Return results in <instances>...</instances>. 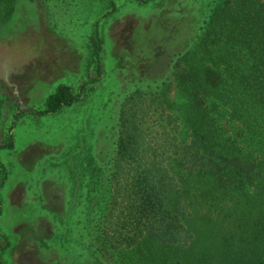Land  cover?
I'll use <instances>...</instances> for the list:
<instances>
[{
    "label": "rangeland",
    "instance_id": "rangeland-1",
    "mask_svg": "<svg viewBox=\"0 0 264 264\" xmlns=\"http://www.w3.org/2000/svg\"><path fill=\"white\" fill-rule=\"evenodd\" d=\"M115 1L113 9L106 0H18L0 23V140H7L16 109L44 108L60 83L82 93L55 114L22 117L15 147L0 151L8 169L0 188V244L3 235L10 241L5 264H100L92 245L93 194L102 186L90 179L89 158L108 169L119 104L138 86L167 83V112L184 125L188 105L173 80V59L193 48L219 7L239 0ZM246 1L243 11L252 0ZM225 17L217 13L216 26L231 21ZM4 177L0 168V183ZM255 193L249 186L240 206L258 215L264 192ZM240 219L218 222L219 233L208 232L205 244L258 251ZM257 241L263 251L264 236Z\"/></svg>",
    "mask_w": 264,
    "mask_h": 264
},
{
    "label": "trees",
    "instance_id": "trees-1",
    "mask_svg": "<svg viewBox=\"0 0 264 264\" xmlns=\"http://www.w3.org/2000/svg\"><path fill=\"white\" fill-rule=\"evenodd\" d=\"M17 2L0 0V23L12 17ZM106 2L115 9V0ZM245 2L219 7L193 48L173 59V80L187 99L184 125L167 112V83L138 86L119 104L108 169L89 158L90 179L102 186L93 194L92 245L100 264H264L257 241L264 236V212L240 206L249 186L254 196L264 192V0H252L243 11ZM217 13L231 21L216 26ZM81 94L60 83L44 108L16 109L0 151L15 147L13 130L22 117L55 114ZM0 168L1 188L8 177L1 154ZM234 203L239 207L228 208ZM236 218L240 225L248 221L243 233L258 251L205 244L208 232L219 233L218 222ZM2 237L5 264L10 241Z\"/></svg>",
    "mask_w": 264,
    "mask_h": 264
}]
</instances>
